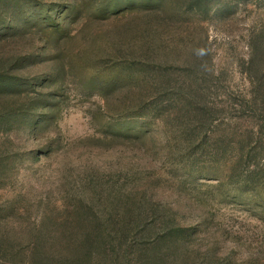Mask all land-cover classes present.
Masks as SVG:
<instances>
[{
  "label": "rangeland",
  "instance_id": "rangeland-1",
  "mask_svg": "<svg viewBox=\"0 0 264 264\" xmlns=\"http://www.w3.org/2000/svg\"><path fill=\"white\" fill-rule=\"evenodd\" d=\"M45 233L264 264V0H0V264Z\"/></svg>",
  "mask_w": 264,
  "mask_h": 264
},
{
  "label": "trees",
  "instance_id": "trees-1",
  "mask_svg": "<svg viewBox=\"0 0 264 264\" xmlns=\"http://www.w3.org/2000/svg\"><path fill=\"white\" fill-rule=\"evenodd\" d=\"M144 225H145V223H144ZM123 228H118L117 234H115L116 237H112V239L110 240V243H108L109 247L112 251H109V248L107 251L112 252V254L115 253L116 245H118L119 237L122 236L121 240L125 239V235L123 233H120L121 231H124V230H122ZM142 234H144V232ZM40 235H39L40 237L38 236V238H37L38 239L37 242H38V256L41 259V261H40L41 263L43 262L44 264H71V261H70L71 255L70 254H67V255L61 254L59 257L52 256V254L49 251H47V246H49V243H50L49 242L50 236L46 235V233L40 234ZM84 243H85L84 250L85 249L86 250L84 251L85 253L83 255V260L88 261L90 264L91 261H93V256H94L93 251H96V250L92 249L93 245H94V240L92 239V237L88 236ZM101 246H103V242H101ZM138 249H139V250H137L138 253L135 252L136 253L135 255H141L142 254V249L141 248H138ZM101 251L103 252V247H102ZM83 260H81V261H83Z\"/></svg>",
  "mask_w": 264,
  "mask_h": 264
}]
</instances>
